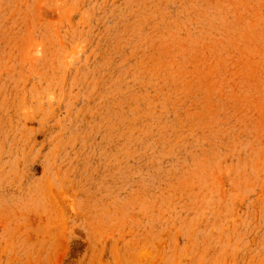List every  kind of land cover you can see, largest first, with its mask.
Masks as SVG:
<instances>
[{
  "label": "rangeland",
  "instance_id": "1",
  "mask_svg": "<svg viewBox=\"0 0 264 264\" xmlns=\"http://www.w3.org/2000/svg\"><path fill=\"white\" fill-rule=\"evenodd\" d=\"M0 264H264V0H0Z\"/></svg>",
  "mask_w": 264,
  "mask_h": 264
}]
</instances>
